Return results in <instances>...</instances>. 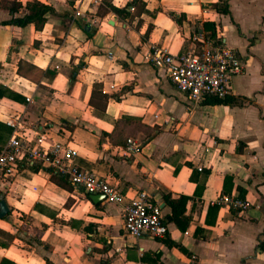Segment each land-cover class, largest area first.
Returning a JSON list of instances; mask_svg holds the SVG:
<instances>
[{
    "label": "crops",
    "instance_id": "obj_1",
    "mask_svg": "<svg viewBox=\"0 0 264 264\" xmlns=\"http://www.w3.org/2000/svg\"><path fill=\"white\" fill-rule=\"evenodd\" d=\"M38 1L58 14H48L40 30L2 24L25 10L0 7V91L16 99L0 97V147L12 132L5 121L20 116L24 128L35 125L48 141L75 148V164L114 184L124 202L145 190L165 216L163 194L187 197L189 223L167 222L162 238H134L124 230L122 204L93 202L55 184L45 169L24 168L0 183L9 207L0 218V262L264 264L257 248L264 239V0H222L226 13L214 7L219 0H143L146 10L127 19L98 16L102 0ZM108 1L123 7L129 0ZM206 23L245 65L229 95L242 104L207 97L191 108L187 93L147 58L151 45L192 49V35L207 31ZM124 117L153 130L128 137L139 143L136 153L126 150L127 140L116 145L104 136ZM239 193L252 203L247 210L210 208L219 196Z\"/></svg>",
    "mask_w": 264,
    "mask_h": 264
},
{
    "label": "built area",
    "instance_id": "obj_2",
    "mask_svg": "<svg viewBox=\"0 0 264 264\" xmlns=\"http://www.w3.org/2000/svg\"><path fill=\"white\" fill-rule=\"evenodd\" d=\"M204 12L208 13L207 6H204ZM78 15L77 10L75 16ZM191 41L192 49L183 53H171L161 46L151 45L147 58L153 66L166 72L178 90L187 93L193 108L207 97L230 95L232 78L242 73L245 65L236 49L220 43L215 35L211 37L202 28L194 32ZM5 124L12 128V132L6 144L0 147V183L15 176L21 162L39 163L40 169L48 168L49 171L45 170L49 174L59 172L65 175L75 191L87 195L103 194L107 202L122 204L123 226L128 236L162 238L167 234L162 207L152 202L145 190L136 192L133 198L124 202V196L114 184L75 164L78 151L65 141H48L45 134L38 133L35 125L24 128L20 116L7 119ZM138 146L136 141L127 139L129 153H136ZM211 205L245 211L252 203L247 198L225 194Z\"/></svg>",
    "mask_w": 264,
    "mask_h": 264
},
{
    "label": "trees",
    "instance_id": "obj_3",
    "mask_svg": "<svg viewBox=\"0 0 264 264\" xmlns=\"http://www.w3.org/2000/svg\"><path fill=\"white\" fill-rule=\"evenodd\" d=\"M220 2L216 3L214 7L216 10L226 13V3L222 0H219ZM0 7L6 8L9 10L10 13L18 12L21 8H24L25 13L18 17H12L9 20L3 21L2 24H14L18 26H25L27 24L32 23L36 29L40 30L45 22L47 21V15H58L55 11V9L45 3H42L38 0H30L26 2V4L23 6L21 2L17 0H11L9 3L4 4L2 1V4ZM145 9V3L143 0H129L123 7H118L114 5L111 1L108 0H102V5L100 4L97 8L96 14L98 16H104L108 12H112L116 14L118 17L127 19L132 18L134 16H139L142 12H144ZM174 18L177 19V21H180V17L177 15H174ZM85 32L88 33V35L91 34V23L90 21H85ZM205 29L208 31L209 35L213 37L214 34V27L212 24H204ZM87 28L89 29L87 31ZM9 97L11 99H15V95L8 90H2L0 91V97ZM105 98H107L106 95H104ZM23 99V98H20ZM25 102V100H22ZM244 99L242 98H234L232 96H226L224 98H217L210 96L208 97L205 102L206 103H216V104H228V105H236V104H242ZM62 125H66L65 122H62ZM143 131L148 137L152 133V129L144 126L139 119L133 118V117H124L122 119H119L116 121L114 128L112 130V133H106L104 136H107L110 140V142L116 144V145H125L126 140L128 137L135 135L139 132ZM11 130H7V134H10ZM30 169L34 172L38 171L40 168L39 163H30L28 161H23L19 165V169ZM47 171L48 168H45ZM50 179L57 184L58 186L65 188V189H72L71 184L67 177L59 172H52ZM86 196H89L86 194ZM241 198H244V195L242 193H239ZM2 197V196H1ZM187 197L185 196H179L177 198H173L170 196V194H163V200L166 205L170 207L169 214L164 216L165 222H173L178 227H181L184 229L188 223L189 218L185 215V208H186V202ZM213 207L215 209L218 208L217 205H212L210 208ZM202 229L196 227V232L201 231ZM257 248L262 250L264 249V239L259 241ZM46 264H53L48 258H45ZM0 264H12L11 262L3 259Z\"/></svg>",
    "mask_w": 264,
    "mask_h": 264
},
{
    "label": "water",
    "instance_id": "obj_4",
    "mask_svg": "<svg viewBox=\"0 0 264 264\" xmlns=\"http://www.w3.org/2000/svg\"><path fill=\"white\" fill-rule=\"evenodd\" d=\"M89 198L93 202H99L104 199V196L103 194H89ZM8 212H9L8 205L6 204V201L3 198H1L0 199V218H3L4 216H6Z\"/></svg>",
    "mask_w": 264,
    "mask_h": 264
}]
</instances>
